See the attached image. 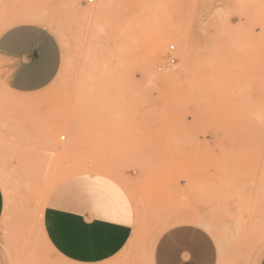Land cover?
Masks as SVG:
<instances>
[{
	"label": "rangeland",
	"instance_id": "rangeland-1",
	"mask_svg": "<svg viewBox=\"0 0 264 264\" xmlns=\"http://www.w3.org/2000/svg\"><path fill=\"white\" fill-rule=\"evenodd\" d=\"M0 21L60 48L29 95L7 89L0 59V264H70L41 227L69 181L132 202V238L102 264H152L180 225L212 238L217 264H262L264 0H0Z\"/></svg>",
	"mask_w": 264,
	"mask_h": 264
},
{
	"label": "crops",
	"instance_id": "crops-1",
	"mask_svg": "<svg viewBox=\"0 0 264 264\" xmlns=\"http://www.w3.org/2000/svg\"><path fill=\"white\" fill-rule=\"evenodd\" d=\"M0 59L4 62L7 89L29 95L44 90L56 78L60 48L46 28L19 23L0 32ZM73 195L75 200L71 202ZM3 212L4 194L0 187V220ZM133 217L132 202L120 186L69 181L60 184L49 197L42 211L41 227L50 248L64 261L102 264L128 245ZM217 259L214 242L205 231L180 225L158 238L152 264H217Z\"/></svg>",
	"mask_w": 264,
	"mask_h": 264
},
{
	"label": "built area",
	"instance_id": "built-area-1",
	"mask_svg": "<svg viewBox=\"0 0 264 264\" xmlns=\"http://www.w3.org/2000/svg\"><path fill=\"white\" fill-rule=\"evenodd\" d=\"M93 2V0H88V3H92ZM173 50V48L171 47L170 48V51H172ZM175 62V59H173V58H168V64H173Z\"/></svg>",
	"mask_w": 264,
	"mask_h": 264
},
{
	"label": "bare ground",
	"instance_id": "bare-ground-1",
	"mask_svg": "<svg viewBox=\"0 0 264 264\" xmlns=\"http://www.w3.org/2000/svg\"><path fill=\"white\" fill-rule=\"evenodd\" d=\"M161 44V42L160 41H158L157 43H156V45L158 46V45H160Z\"/></svg>",
	"mask_w": 264,
	"mask_h": 264
}]
</instances>
